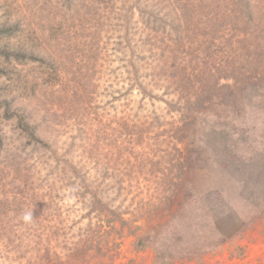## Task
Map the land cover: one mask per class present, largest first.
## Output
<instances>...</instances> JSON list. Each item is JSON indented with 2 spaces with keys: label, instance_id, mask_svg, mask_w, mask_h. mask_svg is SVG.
<instances>
[{
  "label": "rangeland",
  "instance_id": "rangeland-1",
  "mask_svg": "<svg viewBox=\"0 0 264 264\" xmlns=\"http://www.w3.org/2000/svg\"><path fill=\"white\" fill-rule=\"evenodd\" d=\"M156 1L172 8L192 2L0 0V191L20 198L32 183L39 184L42 174L49 178L44 179L46 184L59 177L53 159L47 168L29 166L36 164L34 155L37 159L44 152L32 155L34 143L20 131L18 117H9L14 110H27L40 126L38 134L59 148L57 157L71 154L65 165L68 170L70 164L98 170V163L101 169L107 163L115 170L114 178L106 179L109 185L117 183L105 202L122 214L129 213L126 219L135 215L136 234L148 237L151 245L137 250L135 237L126 238L117 264L130 259L134 264H160L166 259L198 264L202 258L223 262L231 258L222 244L230 235L223 234L246 228L264 212V77H260L264 76V50L262 60L256 55L234 62L237 45L227 40L246 41L248 35L261 39L264 21L249 22V29L242 33L215 38V46L207 39L208 59L216 57L215 62L196 59L193 53L178 62L182 48L192 52V44L212 33L205 6L213 0H193L187 11L178 8L165 18L169 20L167 47L174 51L167 52L169 59L158 55L151 62L164 70L165 78L155 76L139 57L149 53L148 45L139 44L147 35L140 33V21L146 19L143 10ZM233 24L229 20L224 26ZM216 26L213 21L212 27ZM221 58H228L227 62H220ZM212 65L230 74L222 83L243 87L236 97L229 94L230 86L223 87L207 108L192 106L180 113L173 105L171 111L167 103L175 99L182 103L174 89L179 94L187 90L170 83L183 84L189 76H201L202 67ZM247 75L251 77L244 81ZM224 94L227 100L218 96ZM182 120L189 124L182 132L170 130ZM82 134L96 146L86 151ZM188 155L196 159L191 168L183 164ZM61 173L78 182L71 171ZM172 183L178 184L173 185L174 194L166 188ZM79 192L71 187L62 190L60 207L72 213L71 222L85 229L96 220L82 217L94 211L88 199L83 202L78 197ZM6 208L22 215L29 210L23 203L6 204ZM244 242L236 239L238 244ZM200 254L205 255L199 259ZM0 264L10 263L2 260Z\"/></svg>",
  "mask_w": 264,
  "mask_h": 264
},
{
  "label": "trees",
  "instance_id": "trees-1",
  "mask_svg": "<svg viewBox=\"0 0 264 264\" xmlns=\"http://www.w3.org/2000/svg\"><path fill=\"white\" fill-rule=\"evenodd\" d=\"M193 2V0L192 2L187 1L181 8H172L163 4L161 1H156L148 5V8H144L143 14H146V19L140 21L142 25L140 33L141 36L146 33L147 35L144 36L145 39L143 41L140 40L139 44L148 45L147 51L149 53L142 54L139 57L143 62L145 61L147 65L152 67L155 76L165 77L162 74L164 70L160 71L156 66L151 65V62L158 58V55H162L169 59L166 55L167 52L174 51L167 47L169 20L165 18L173 14L175 15V13L178 12V8H183L187 11V5L192 7ZM205 8L208 24L207 28L209 31H212V33L202 35L198 43L192 44V52L183 50L185 48H182L181 58L178 62H185V60L191 57L192 53L193 57L196 59H205L208 61L213 59V62H215L216 57L210 56L211 58L208 59L206 51L211 47L204 44L207 39L211 38V44L215 46L217 40L215 38H219L221 35L228 33H232L233 35L235 33H242L249 29V22L255 20L264 21V0H213V2L207 4ZM163 10L165 11V15L162 13ZM228 17L231 22H234L229 28L226 27V25L224 26V24L229 21L225 19ZM213 21L217 24L215 28L212 27ZM155 23L158 25L157 29H155ZM221 29H223L221 34L217 36L212 35ZM248 37L250 39L246 41L234 39L227 40L229 44L237 45L234 62H240L242 60L241 58H244V56L248 57V59L251 58V60L256 55L260 57V54L264 50V45L261 46V44H264V36H261V39L256 35H248ZM181 39H183V43L186 42L185 38ZM256 39H259L258 43H255ZM126 41H128V38H126ZM188 42L191 43L192 39L189 38ZM155 48H157V50H155ZM253 49L256 51L254 52ZM202 53L205 56L199 58ZM179 57L180 56H176V59ZM227 59L221 58L220 62L226 63ZM260 59L262 60L261 57ZM199 71L202 73L201 76L195 75L192 78L189 76L183 84L170 83L171 85H182L181 89L184 91L187 90L179 94L178 89H174V92L177 94L178 98L182 100V103L177 99H175V102L172 104L167 103L171 111L173 105L174 109L180 113H182L181 110H191L192 106L203 105L207 108L213 96H216L223 87L230 86L229 90L231 91L229 94L233 97H236L235 93L243 89V87H236V85L232 86L230 83H222V81L229 79L228 77L230 74H225L224 70L219 66L212 65L207 68L202 67ZM259 75L260 72L258 73V76ZM250 77L251 76L248 75L245 76L244 81ZM165 82L167 84L169 83L168 80ZM184 85H186V88ZM145 89L144 91H146ZM184 95L187 98L183 100L182 98ZM218 96L222 98L221 100H227L228 97L227 94ZM183 104L185 105L184 107ZM31 115L32 114H29L27 110L17 109L9 116L11 119L18 117L17 120L19 121L18 126L20 131L24 133V136L31 141V143H34L32 155L34 152H44L43 156L38 155L37 159L34 155L32 158L36 160V164L32 163L29 164V166L37 167L41 164L45 165V168H47V166H52L51 160L53 159L55 160L54 162H57L56 173L59 177H55V181L46 184L45 180H49V178L42 174V180L38 177V179L41 180L39 184L36 182L32 183V185L28 187V191L26 188V195L20 193V198H12V196L8 195V192L3 193V191H0V262L3 260L10 264H117L121 255L119 247L123 244V241L129 237H135L133 245L137 250L150 248L151 245L147 244L146 241L148 237L136 234L139 227L132 226L135 215L132 214V219H126L124 216L129 213L122 214L116 208H113L110 202H105L107 193L113 190V185L117 183L114 181L109 185L106 179H113L116 174L115 170L111 169L107 163L104 165L103 169H101V164L98 163V170L96 168H86L87 165L80 167L78 164H70L69 167H71L70 170H68L65 165L71 154L69 152H63L61 157L58 158L57 155L60 153L59 148L57 147L56 149L52 143L49 141L46 142L45 139L38 134L40 126L33 122ZM187 124L188 123L185 121L174 124L170 130L177 132L176 130L180 129L182 132V127H186ZM85 135L82 134L81 136ZM131 142L134 143L133 141ZM183 143L185 142H182V144ZM96 144V142L90 140V136H85L83 144L85 150L90 147H95ZM48 153H50L49 156ZM184 160L186 162L183 164L187 165V168H191L196 159H191L188 155ZM40 169L42 172V168ZM91 169L97 171L95 173L98 174V179L95 174L91 173ZM67 171H71L78 179V182L71 180L72 178L69 175L61 173ZM81 172L84 174L82 175ZM175 183L167 184L168 186L166 188L171 194L177 191L175 186H173L178 185ZM75 185H77V187H75ZM70 187L73 190L76 189L80 191L78 197L82 199L83 202L86 201V199L90 202L93 209L92 211L94 212L87 213L86 216L82 217L84 219L87 218L88 221L96 220L94 226L88 225L87 228L81 229L77 222H71L70 218L72 217V213L64 212L65 210L60 207V205H62V190H67ZM31 191L32 195L28 196L27 193ZM21 203L27 206L29 210H33L34 220L31 224L23 223L21 219L22 214L7 211L6 204L17 205ZM165 206L167 209L170 207L167 203H165ZM101 222H104L106 226L100 225ZM223 235H230L228 240L224 239L222 244L224 247L227 246L226 249L229 250L231 258L223 262L218 260L210 263L208 260L202 258L205 254H200L199 259L202 258L203 260L198 264H264V212L255 217L246 228L242 226L230 234ZM236 239L245 242L238 244L236 243ZM234 258L237 261H233ZM163 261L160 262V264H193L188 259H181L179 261L166 259ZM123 264L134 263L133 260L130 259L128 263Z\"/></svg>",
  "mask_w": 264,
  "mask_h": 264
},
{
  "label": "clouds",
  "instance_id": "clouds-1",
  "mask_svg": "<svg viewBox=\"0 0 264 264\" xmlns=\"http://www.w3.org/2000/svg\"><path fill=\"white\" fill-rule=\"evenodd\" d=\"M22 221L25 223V224H31L34 220V217H33V210H28V211H25L21 217Z\"/></svg>",
  "mask_w": 264,
  "mask_h": 264
}]
</instances>
